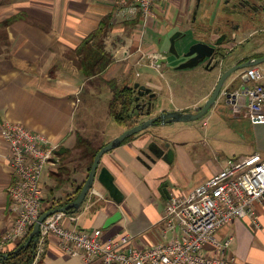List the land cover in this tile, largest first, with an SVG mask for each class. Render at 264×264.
<instances>
[{
	"label": "crops",
	"instance_id": "0c3cea01",
	"mask_svg": "<svg viewBox=\"0 0 264 264\" xmlns=\"http://www.w3.org/2000/svg\"><path fill=\"white\" fill-rule=\"evenodd\" d=\"M198 1L200 9L194 20ZM235 1L162 0L145 21L140 12L121 9L119 0H0V255H15L17 248L27 242L33 231L20 241L6 239L18 218L19 208L9 194L15 176L10 147L3 135L4 123H23L59 144L54 164H48L43 175L50 198L51 188L57 185L54 174L59 168L55 169L54 165H60L61 150L68 148L76 154L79 136L87 138L86 131L91 135L87 139L102 148L129 128L121 124L120 130L113 131L96 123L85 124L86 116L79 115L83 111L88 115L91 110L82 98L88 92L96 94L101 101L112 94L110 109L115 96L114 91L106 96L105 89L95 93L93 87L102 84H95L79 68L76 49L82 41L104 20H109L110 30L105 41L113 61L97 78L115 77L129 83L133 79V75L129 77L131 66H134L137 82L140 80L136 77V69L145 65L157 71V75L144 80L158 94L154 114L164 109H192L203 105L213 93L216 79L212 77L216 72H210L204 66L172 72L176 64L183 61L171 63L170 38L175 32L187 34L176 42L183 51L204 36L202 27L209 20L213 28L239 23L237 40L229 44L227 64L231 66L264 55V13L260 16L261 22L248 21L244 15L233 11ZM11 18L18 19L2 27ZM255 26L260 27L255 29ZM145 28L149 30L148 39L144 36ZM214 36L218 37L217 34ZM164 57H169L170 63H158V59ZM168 72L195 78L197 82L184 87L177 81H168ZM240 72L245 76V71ZM249 85L251 82L247 78L241 82L242 88ZM169 97L175 102L174 109L167 108L164 103ZM247 102L245 93L240 95L237 105L219 103L208 117L202 118L204 125L210 126V119L217 117L213 140L217 142L218 152H214V158L206 157L199 147L191 148L195 145L193 139L180 140L179 134L175 137L174 133L167 138L156 137L158 129L172 124L152 126L127 139L106 153L101 161V166H107L113 172L125 193L123 202H115L97 181L80 209L69 212L75 216V221L64 219L63 223L90 234L97 233L106 240L129 233L134 236L133 245L140 249L171 240L173 233L165 230L163 216L172 194L191 192L225 168L231 159H245L256 152L264 157V123L252 122ZM197 121H192L193 127L199 123ZM225 136L230 138L225 139ZM206 140L204 138V142ZM153 141L169 143V148L175 152L172 162L164 158L150 160L149 146ZM196 141L199 143L200 140ZM71 165L74 166L69 181L56 189L63 201L72 197L78 184L89 175L84 167L74 170L78 166L76 162L72 161ZM51 182L54 183L49 185ZM46 204L50 206L49 201ZM255 210L253 217L237 218L216 232L222 242H229L225 255L235 264H264V202H257ZM30 247L33 252L31 264H84L80 254H69L62 248L55 234L49 237L43 252L39 253L37 243ZM206 248L208 253H216L212 244ZM7 261L0 260V264H10Z\"/></svg>",
	"mask_w": 264,
	"mask_h": 264
},
{
	"label": "built area",
	"instance_id": "2783aa9c",
	"mask_svg": "<svg viewBox=\"0 0 264 264\" xmlns=\"http://www.w3.org/2000/svg\"><path fill=\"white\" fill-rule=\"evenodd\" d=\"M160 1L120 0L119 6L140 12L147 21ZM244 74L251 82L245 88L249 117L254 123H264V66H250ZM3 135L15 176L9 194L19 208L6 239L20 241L51 209L46 204L43 175L46 166L54 164L59 144L20 122H5ZM257 202H264V157L258 152L245 159H231L189 193L172 194L163 216L165 230L173 233L169 241L140 249L133 245L134 236L129 233L106 240L97 233L65 225L64 219L75 221V216L58 211L41 223L37 246L39 253L43 252L55 234L62 248L80 254L84 264H235L225 255L229 242H222L216 232L237 218L253 217ZM208 244L216 253H208Z\"/></svg>",
	"mask_w": 264,
	"mask_h": 264
},
{
	"label": "water",
	"instance_id": "95a60500",
	"mask_svg": "<svg viewBox=\"0 0 264 264\" xmlns=\"http://www.w3.org/2000/svg\"><path fill=\"white\" fill-rule=\"evenodd\" d=\"M199 9L200 1H198L194 10V20L197 19ZM209 19L210 18H208V20ZM209 22L202 27L204 36L201 35L200 40L188 45L183 51H180L179 48H177L176 42L178 38L185 37L187 34L183 33L182 31L175 32L170 38L171 45L169 48V53L171 56L173 55L177 59H184L176 66V69H193L199 66H204L210 72H216V75L212 77V79H216V84L211 96L205 101L203 105L193 107L192 109H164L161 110L159 114L153 115V113H156L155 111L157 110L158 106L156 102L158 94L153 88L137 81L134 84V88L138 91V96L135 100L139 101L142 97L150 98L147 109H143L146 107V105H143V108L141 109L143 115H146L145 117H147V119L127 128L123 133L112 139L98 151L89 175L75 200L64 206L53 208L43 213L39 221L35 224L27 242L17 248L15 254L30 247V245L35 247L41 231V223L46 219L47 216L58 211H78L97 181L106 188L110 197L115 202H123L125 199V193L117 184L115 175L107 166H101L102 158L106 153L114 150L123 144L127 139L132 138L133 136L147 130L152 126H164L178 122L196 121L204 118L219 103L225 105H237L240 102V95L245 94V88H242L241 82L246 80V76L242 75L240 71L247 67L264 63V55L261 57L248 58L229 66L227 64L230 53L229 44L237 40V35L234 33L233 38H228L227 34H222L225 32V25H221L216 28H210L209 26L212 24ZM216 34L218 37L214 36ZM158 63L167 64L170 63V59L169 57H164L163 59L159 58ZM145 100H147V98ZM149 148L151 154H148V156L152 161H155L156 158H164L165 160L172 162L175 157V152L172 148H169V143L160 144L157 141H153L151 142ZM118 216H120V214ZM10 256L11 254L0 255V260H8Z\"/></svg>",
	"mask_w": 264,
	"mask_h": 264
},
{
	"label": "trees",
	"instance_id": "16d2710c",
	"mask_svg": "<svg viewBox=\"0 0 264 264\" xmlns=\"http://www.w3.org/2000/svg\"><path fill=\"white\" fill-rule=\"evenodd\" d=\"M18 19V18H16ZM11 18L6 20L2 24V27L7 24L12 23L16 20ZM110 30V21L104 20L99 28L92 32L87 38H85L82 43L76 49L78 56V65L82 72L91 78V81H96L97 77H100L101 74L110 66L113 61V57L106 48V37ZM95 80V81H94ZM110 86L114 87V94L111 101L110 112L114 119L120 124L132 127L134 124L138 123V119L134 116L136 114L133 112L134 108V91L133 86L126 85L123 88L118 89L117 82H111ZM135 119V120H134ZM141 120V119H140ZM77 148L79 149L76 154L72 152L71 149H63L59 152L60 154V166L58 171L54 174L57 179V185L51 188L50 198V207H61L65 204L71 202L81 191L86 178L78 184L72 197H68L63 201V198L56 194V189L60 188L62 183L69 181L71 176V166L72 161L78 162V166L74 167V170L77 168L84 167L86 168L87 175L89 174L91 167L93 165L94 159L100 150L101 146L96 145L94 142L88 140L83 136H79V141L77 143ZM10 264H31L33 262V252L31 247L21 250L17 254L13 255L8 259Z\"/></svg>",
	"mask_w": 264,
	"mask_h": 264
},
{
	"label": "rangeland",
	"instance_id": "374dc122",
	"mask_svg": "<svg viewBox=\"0 0 264 264\" xmlns=\"http://www.w3.org/2000/svg\"><path fill=\"white\" fill-rule=\"evenodd\" d=\"M119 2H120V0H119ZM247 20H248V18H247ZM261 26H263V25H261ZM209 27L213 28L214 26L210 25ZM230 27H231V24L224 26V31H229ZM259 27L260 26H255L254 28L258 29ZM261 29H262V27H261ZM261 31H263V30H261ZM147 32L149 33V30H148V28H145V34H144L145 39H148V37H149L148 36L149 34ZM181 60H184V59L183 58L177 59V58H175V56L172 55L171 63H175L177 61L179 62ZM176 66H177V64H176ZM176 66L174 67L175 71H172V72H180V70H187V69H176ZM132 67H133V69H132L129 77L131 75H133L132 80H134V82L131 80L133 83L131 81L129 83L127 81L126 82L125 81L123 82L122 80L119 81L118 79H115V77H111L110 79H105L102 77L101 80H99V78H96L95 84H102V86L100 85L99 87L98 86L93 87V89L95 90L94 92L96 93L97 91L99 92V90L103 91L105 89L104 94L107 96L108 93H110V92L112 93L114 91V87L110 86L111 82H117L118 89L122 88L124 85L126 86L129 84H132V86H133L136 83V80L134 79L135 75L133 74V70L135 67L131 66V68ZM247 68L243 69L242 71H245ZM136 72H138V75L136 74L137 79H139L140 81H143V83L142 82L141 83L145 84L147 86H149V85L144 83V80H146L150 76H154V74L157 75V71L155 69H151L145 65L138 66L136 69ZM172 72L171 73L168 72L169 73V75L167 76L168 81H171V82L177 81L179 84H181L184 87L190 86V84L192 82H194V83L197 82V80L195 78L189 79L188 77H183L180 75L175 76V75H173L174 73H172ZM132 77H130V78H132ZM140 81H138V82H140ZM149 87H151V86H149ZM151 88H153V87H151ZM188 94H190V93L188 92ZM90 95L91 94H89V92H88L85 95V97L82 96V98H84L85 104L87 105L86 107L89 106V107H91V110H92V111L91 110L88 111V113H89L88 115L85 114L84 111L79 113V115H81V117L86 116V120L84 121V123L85 124H87V123L95 124L96 123V124H99L101 126L107 127L113 131H115V129L120 130L122 125L115 121V119L112 117V114L110 112L109 102L111 100L110 97L112 96V94L109 96L108 99H105L104 101H101L102 99H98L96 97V94H92L91 96ZM102 98H105V96H102ZM156 102H157V100H156ZM164 103H165L166 107L169 109H174V107H175V102L173 99L171 100L170 97L167 100H165ZM222 103H224V102H222ZM222 105H225V104H222ZM211 112L212 111H210L206 117H208L211 114ZM153 115H155V114L153 113ZM81 117L80 116L78 117L79 120L81 119ZM141 118H142L141 120L145 119V117H141ZM215 118H217V117L210 119V126L204 125L203 119H199L197 121L199 123H197V125L195 127H193L194 122H191V123L190 122H178V123L169 125L168 127L158 129L156 131V133H157L156 137L161 138L163 136V137L167 138L168 135L174 133V134H176L175 137H177V135L179 134L178 138L180 140L193 139V140H195V145L194 146L192 145L191 148H198L199 147L203 151V153L206 157L214 158V156H215L214 152L215 151L218 152L217 142L215 140H213V138H214L213 137V135H214L213 127H214ZM103 123H104V125H103ZM138 123H140V121H138ZM136 124H134V125H136ZM84 135L87 138L91 137V135L87 131ZM204 138L207 139L206 142H204ZM229 138H230V136H225V139H229ZM198 139L200 140L199 143L196 141ZM203 144H204V146H203ZM203 148H205L206 150L204 151ZM76 163L78 164V162H76ZM54 166H55L54 167L55 169H58L60 165L55 164ZM72 166H74V165H71V167ZM54 182H51L49 185H52ZM48 195L49 194L47 193V200L49 199Z\"/></svg>",
	"mask_w": 264,
	"mask_h": 264
},
{
	"label": "flooded vegetation",
	"instance_id": "af4514ba",
	"mask_svg": "<svg viewBox=\"0 0 264 264\" xmlns=\"http://www.w3.org/2000/svg\"><path fill=\"white\" fill-rule=\"evenodd\" d=\"M233 11L237 12L239 14H242L248 18V21H254V22H261V15L264 13V0H236L234 2L233 6ZM232 28L229 29V31H225L222 34H227L228 38H233L234 33L237 35V31L240 28L239 23L231 24ZM237 27V28H236ZM133 91H134V99L138 96V91L134 88L133 86ZM147 98V100H145ZM150 101L149 97H142L139 101L134 100V108L133 111L136 114L135 119L137 118L140 122L144 121L147 119L145 117L146 115H143L141 109L143 108V105H146L145 108L147 109L148 103ZM154 101V99H153ZM141 117H145V119H142Z\"/></svg>",
	"mask_w": 264,
	"mask_h": 264
}]
</instances>
